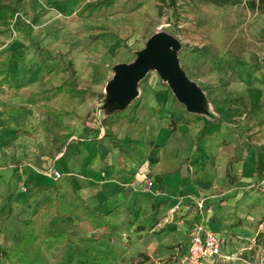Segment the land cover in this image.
<instances>
[{"label":"rangeland","instance_id":"obj_1","mask_svg":"<svg viewBox=\"0 0 264 264\" xmlns=\"http://www.w3.org/2000/svg\"><path fill=\"white\" fill-rule=\"evenodd\" d=\"M59 1L0 0L9 8L0 18V80L6 74L11 81V87L0 83V174L14 170L20 185L16 201L12 199L15 194L11 199L0 197V216L4 201L9 210V218L2 222L0 248L14 247L24 236L34 238L23 249V263L20 255L8 260L0 254V264H77L104 252L110 254L108 264H121V256L128 259L137 253L147 254L153 264H175L186 249L188 232L197 224L194 213H204L203 208L183 209L171 217L156 215L148 204L139 202L132 208L121 206L119 215L111 220L117 227L116 236L107 246L106 229L85 214L89 210L101 216L100 212L81 204L63 184L62 175L51 181V189L39 194H34L37 184L28 175L43 171L52 178V165L69 138L80 139L77 127L89 119L90 113L86 118L85 114L95 109L96 115L100 108L98 99L107 93L114 67L134 62L146 41L160 33L177 41L178 64L201 93L199 111L187 110L157 73L150 71L138 82L130 106L103 120L105 133L111 137L135 130L139 118L146 122L157 118L161 109L172 116H185L187 125L202 128L207 123L208 127L227 109L223 92H245L248 113L228 117L224 138L241 142L247 152L261 148L264 123L256 116L264 114V13L250 12L243 5L178 2V21L174 23L170 10L158 0H117L112 7L91 15L81 10L96 0ZM38 49L52 58L47 66L73 65L77 90H84L86 98L72 99L64 89L57 90L65 76L41 68ZM9 58L12 61L3 71ZM219 80L228 86L224 88ZM231 107L241 106L235 102ZM244 128L247 132L242 135ZM234 160L226 163L230 185L242 171ZM256 175L242 189L239 212L226 207L230 227L220 235L233 258L214 264H264V237H257L264 233V171ZM228 184L226 191L231 188ZM136 228L142 231L136 233Z\"/></svg>","mask_w":264,"mask_h":264},{"label":"crops","instance_id":"obj_2","mask_svg":"<svg viewBox=\"0 0 264 264\" xmlns=\"http://www.w3.org/2000/svg\"><path fill=\"white\" fill-rule=\"evenodd\" d=\"M98 101L100 108L96 115L95 109L88 112L85 118L90 113L89 119H84L77 127L80 139L70 137L52 165L63 179L70 180V189L78 193L79 199L101 216L121 206L132 208L137 202L148 204L150 212L156 215L166 213L171 217L183 209L200 207L204 213L200 211L193 216L197 224L204 222L216 233L226 232L230 227L226 225V207L233 213L239 212L242 189L264 171L261 148L247 152L241 148V142L225 141L224 126L230 118L227 109L221 110L218 121L208 127L206 123L202 128L187 125L186 117L181 114L172 116L161 109L157 118L147 122L139 118L135 130L128 129L109 137L103 120L115 112H123L132 101L121 108L107 93ZM222 141L226 145L218 147ZM233 158V164L242 171L230 185L226 163ZM28 176L35 180L36 188L51 187L49 184L55 181L43 171L30 172ZM17 177L12 169L0 174V197L11 199L15 194L12 199L17 200L20 188ZM226 183L231 187L228 191ZM3 206L0 234L2 222L9 218L5 201ZM4 216L7 218L2 219Z\"/></svg>","mask_w":264,"mask_h":264},{"label":"trees","instance_id":"obj_3","mask_svg":"<svg viewBox=\"0 0 264 264\" xmlns=\"http://www.w3.org/2000/svg\"><path fill=\"white\" fill-rule=\"evenodd\" d=\"M68 0H60L58 4H63ZM117 0H96L92 3H87L84 5L83 9L81 11L87 12V15H91L93 13H99L103 10H106L110 7H112ZM160 3L165 5L170 12L171 17L173 18L174 23L178 21V8L179 4L178 2L183 3H197V4H211L216 7H223V6H237V5H243L245 9H247L250 12H257V13H264V0H246L242 2V0H158ZM158 9V15H161V8L160 6ZM9 12V8L3 4H0V18ZM81 14V12H79ZM46 51L44 49H38V56H39V66L41 68L49 67L50 71H59L61 72L65 78L62 80L60 86L57 88V90L64 89L65 92L73 99L86 98V92L77 90V77L76 72L72 64H66V65H57L53 64L52 66H47V63H51L52 58L49 56L45 57ZM12 58H9L7 62L4 64L3 71L7 68L8 64L11 63ZM49 65V64H48ZM185 73L186 77L190 79L188 74L185 72L184 69H182ZM219 82L222 84L224 88L228 86L227 82H224L223 80H219ZM1 85H6L11 87V81L7 79V75L5 74L3 78L0 80ZM21 87V86H20ZM221 96L225 99V104L227 107L228 114L230 118L236 119L241 118L242 116L246 115L248 113L247 110V95L245 92H241L240 94H232V93H226L223 92ZM239 102L240 108L231 107V103ZM121 113V112H119ZM257 120L259 123H264V114L259 113L257 116ZM173 125V124H171ZM237 127H240L241 124L235 123ZM175 129L173 126L171 127V132L174 133ZM243 133L247 132V129H242ZM226 145L224 141L220 142L217 146L221 147ZM261 150L264 151V145L261 147ZM63 184L65 186L70 187V180L68 178H64ZM51 189V187H38L34 190V194H39L43 190ZM72 193L78 198L79 202L84 205V202L79 199L78 193L74 190H72ZM153 209V207H151ZM119 208H114L111 212H109L105 216H94L89 210H86L85 214L88 218L94 221H98L97 225L99 228H105L106 229V245L108 246L110 243V240L112 237L116 236L117 227L113 222L111 221L115 216L119 215ZM7 216H4L2 219H6ZM69 222L70 219H67ZM150 218L146 220V223H149ZM233 227V226H231ZM1 231V226H0ZM142 230L140 228H136L135 232L140 233ZM257 237H264V233L259 234ZM34 241V238L32 236H24L21 241L18 243V245L14 247H10L9 249L2 250L0 248V254L5 257V259L10 260L13 256L20 255L19 261L21 263L24 262L23 260V249L26 248L30 243ZM109 253L104 252L101 256L95 255L90 259H84L79 261L77 264H108L109 259ZM263 261H264V255H263ZM121 264H153L150 257L145 253H137L134 257H130L128 259L124 258L123 256L120 257Z\"/></svg>","mask_w":264,"mask_h":264},{"label":"water","instance_id":"obj_4","mask_svg":"<svg viewBox=\"0 0 264 264\" xmlns=\"http://www.w3.org/2000/svg\"><path fill=\"white\" fill-rule=\"evenodd\" d=\"M177 49L178 43L172 36L165 33L151 36L136 54L134 62L114 67V75L106 86L107 94L123 108L135 99L138 82L150 71H155L180 104L193 113L199 111L200 90L179 66Z\"/></svg>","mask_w":264,"mask_h":264},{"label":"built area","instance_id":"obj_5","mask_svg":"<svg viewBox=\"0 0 264 264\" xmlns=\"http://www.w3.org/2000/svg\"><path fill=\"white\" fill-rule=\"evenodd\" d=\"M51 176L54 180L61 177L56 171L51 172ZM150 185L151 182L148 183ZM223 245L224 239L219 233L199 222L188 232L186 249L175 264H214L232 260L233 254L226 251Z\"/></svg>","mask_w":264,"mask_h":264}]
</instances>
